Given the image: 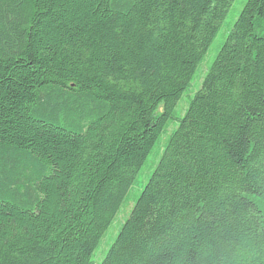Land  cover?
<instances>
[{"label": "trees", "instance_id": "1", "mask_svg": "<svg viewBox=\"0 0 264 264\" xmlns=\"http://www.w3.org/2000/svg\"><path fill=\"white\" fill-rule=\"evenodd\" d=\"M233 2L0 0V264H94ZM100 264H264V0Z\"/></svg>", "mask_w": 264, "mask_h": 264}, {"label": "rangeland", "instance_id": "2", "mask_svg": "<svg viewBox=\"0 0 264 264\" xmlns=\"http://www.w3.org/2000/svg\"><path fill=\"white\" fill-rule=\"evenodd\" d=\"M246 2L247 0H234V2L232 3L220 27L218 34L214 38L202 64L198 67V70L190 88L182 95L181 99L179 100L176 106L174 112L175 119L168 123L166 129L163 131L156 145L147 157L132 187L130 188L120 211L116 215L114 221L103 236L97 250L95 251L92 257V262L94 264H100L102 262L107 251L115 241L124 222L128 219L129 214L135 204V201L141 194L153 171L155 170L171 134L177 128L179 119L183 118L185 112L188 109L190 101L194 97L195 93L200 89L203 78L205 77L211 65L215 61L217 54L223 46L225 39L229 35L234 23L236 22Z\"/></svg>", "mask_w": 264, "mask_h": 264}]
</instances>
